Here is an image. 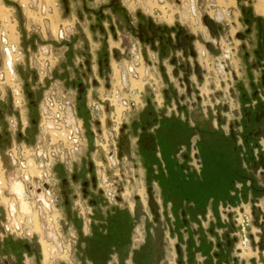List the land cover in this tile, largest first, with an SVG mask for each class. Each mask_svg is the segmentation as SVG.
Instances as JSON below:
<instances>
[{"label": "rangeland", "instance_id": "1", "mask_svg": "<svg viewBox=\"0 0 264 264\" xmlns=\"http://www.w3.org/2000/svg\"><path fill=\"white\" fill-rule=\"evenodd\" d=\"M112 1L0 0V26L3 25L8 30L11 42L19 45L24 55V61L17 62L15 65L18 81L21 84L25 99V104L21 108H17L9 88L11 82L6 73V62L8 59L12 60L13 54L10 53L7 56L0 43V77L2 72L6 73L3 79H0V82L4 83L6 90L4 98H0V116L3 118L0 120V134L3 135V142L0 144V155L4 168L7 170V180L4 183L5 194L8 197L13 192L19 195L20 200H12L11 204H19L22 211L31 214L35 221V230L39 232L40 225L37 217L28 201L22 198V184L14 183L12 179L14 167L6 155V149L11 145L13 139H16L19 143L31 144L37 138L40 107L45 91L51 81L48 79L40 80L36 70L30 67L29 61L39 49L51 45L54 47L55 55L58 57L52 81L63 83L76 94L79 114L84 120L89 140L87 151L73 167V174L76 176L75 180L73 176L69 175L64 166L59 165L55 169L58 181L56 186L57 194L61 201H64L61 206L65 222L67 223L65 229H71L77 236L75 261L78 264H97L88 258L86 249L88 248V238L100 226L101 228L99 229L102 230L107 239L109 238L113 241L110 245L108 258L100 264H112V262H116L114 260L116 256L119 259L116 264H186V244L171 240L170 226L167 224V220L161 210L158 217L149 207V189L153 182L147 174H144V176L140 175L142 172L139 159L135 152H132L129 143L124 148L126 159L121 162V170L119 172L118 170L116 171L118 173L117 183L122 186L117 202L109 201L103 193L96 191L95 188L90 189L96 192L89 194L90 201H95L94 204H89L92 209V222L89 230L86 229L71 200L72 194L84 193L82 181L88 178L89 163L94 153L93 122L87 110V100L97 99L101 96L100 92L107 91L115 75L119 76L117 65L125 59H129L132 44L137 43L144 53L143 47L139 44L134 33L138 23L142 21L140 14L144 15L146 19L150 17L158 20L160 18L158 15L151 14L148 11L144 13L145 11L139 1L115 0L119 3V7L111 6ZM237 1L241 3V0H198L200 9H198L197 17L187 19L179 18L181 9L177 10V7H175V16H173L172 12H167L169 14H166L164 10L163 16L169 18V20L178 19L182 24H189L193 32L205 34V37L200 38L201 41L199 42V50L201 52H206L202 46V41L212 42L216 47L212 54L207 53L208 64L204 67L205 84L198 85V92L201 95H208V99L209 95L212 94L211 87L219 88L218 91L223 90L224 87L231 90L232 84L236 82L235 74L247 73L249 60L246 57V52L250 51L251 53L258 41L256 25L252 29L253 33L250 39L245 43L246 49L243 48L244 43L237 38L239 32L244 33L247 29L244 14ZM245 1L249 4V9H245L252 12L251 5L254 4L255 0ZM45 4L51 6L47 19L40 15L39 10V6ZM152 6L154 7V5ZM157 7L163 9L161 6ZM218 11L224 14L221 20L222 24L219 26V34L212 38L202 19L205 16L217 17ZM254 17L257 16L254 15ZM260 17L264 19L263 16ZM60 25H64L69 30L67 40L61 41L56 38ZM87 60L91 63L92 70L90 72L88 71V66H86ZM200 61H203V58H200ZM217 61L225 62V67L228 68L226 76L221 77L219 75ZM251 61L254 62L252 55ZM134 84L137 85V83ZM207 84L210 86L208 85L207 87ZM214 84L218 85V87ZM81 86L84 87L82 88ZM139 86L142 88V84L139 83ZM235 87L233 85V88ZM82 89H84L83 92H81ZM146 92L152 102L149 110L155 113L159 93H155L151 89L146 90ZM201 104L203 107L204 105L211 106L209 101ZM167 105L161 112L168 113V109L172 106L168 102ZM221 106L219 103L218 105H213L211 107L213 114L209 113L207 118L200 119V117L192 114L190 121L193 122L194 127H202V129H197V131L209 132L208 128L211 122L218 118L222 120L221 124L226 127L227 119L221 113ZM189 109L193 113L195 111L204 112L202 106ZM13 116H16L19 122L22 119L26 127L24 133L16 134L12 138L11 135L7 134L6 118ZM135 117V119L142 121L140 113H137ZM20 128H22L21 125ZM209 138V135H204L203 140L199 144L202 161L206 164L204 177H193L192 180L197 182L195 183L197 187L206 191L208 197L205 203H208L209 196L214 194L217 196L216 204H219L220 198L228 193L230 180L233 175L228 172L227 162L221 157L220 144L215 147V155L210 151L208 147ZM231 165L233 166L232 163ZM64 180H68L69 183L64 184ZM131 185L135 189L131 190V188L128 191V186ZM231 191L234 194V188ZM4 197L2 195L0 199V264H25L26 259L31 264H42L41 246L36 237L19 238L3 234L1 223L4 222V203L7 202ZM231 199L230 196L229 200H224L223 203L227 204L228 201L237 203V201H231ZM244 199L248 200L247 198ZM67 201H70V204H66ZM258 201L256 200V202ZM242 203L243 198L240 196L237 204L227 205L224 208L228 206L237 207ZM224 208L221 209V215H223L222 211ZM228 219L229 221H224L226 226L222 222L219 225V228H223V242L219 243L222 246L223 244L226 246L227 242H230L233 249V226L230 215H228ZM121 227L123 233H116L117 230H121ZM114 236H117V238L119 236L120 238H118L119 240L116 238L118 240L116 243L113 240ZM229 249L231 250L230 247ZM130 256L133 258V263L130 262ZM39 258L40 263L38 262Z\"/></svg>", "mask_w": 264, "mask_h": 264}, {"label": "built area", "instance_id": "2", "mask_svg": "<svg viewBox=\"0 0 264 264\" xmlns=\"http://www.w3.org/2000/svg\"><path fill=\"white\" fill-rule=\"evenodd\" d=\"M139 1L144 13L148 11L159 17H164V10L175 16V7L180 10L179 18L197 17L198 0H126ZM154 5V7L152 6ZM157 6H161L160 9ZM40 15L47 19L51 6L40 5ZM223 10V9H222ZM165 14V15H166ZM213 18V17H212ZM42 28V27H41ZM69 37V30L64 25L59 26L56 38L64 41ZM0 43L3 51L13 53L12 64H6V73L11 84L9 85L15 107L21 108L25 104L22 87L18 81L15 65L24 61V55L19 45L12 43L7 29L0 26ZM58 62L54 47L47 45L37 51L30 59V67L36 70L40 80L48 79L50 85L45 91L40 107L39 133L31 143H19L13 139L6 149V155L14 167L13 181L23 186V197L34 211L40 225V231L35 230V221L31 214L22 211L19 204H11L12 200H20L15 192L9 197L5 194V180L7 170L4 168L0 155V199L4 195L5 217L1 223L3 234L19 238L36 237L42 254V264H78L75 261V245L77 236L69 228L62 212V202L57 194V178L55 169L62 165L75 180L73 167L81 160L89 147L84 120L78 110L76 94L63 83L53 80V71ZM154 60L147 59L137 43L130 48V57L119 63V76L113 78L107 91L97 99L87 102V110L93 122L92 136L94 153L89 163L90 171L87 181H82L84 193L72 194L74 209L82 219L86 229L92 222V209L89 204V194L101 192L109 201H116L122 189L118 183V172L121 162L126 159L124 148L128 143V121L130 114L143 104V94L146 90L158 93L159 76ZM88 71L92 70L89 60L86 61ZM1 73L0 79L6 75ZM134 83H137L135 85ZM139 83L142 84L140 88ZM82 88L84 86H81ZM84 89L81 90L83 92ZM6 93L3 82H0V98ZM3 119L0 116V120ZM7 134L12 138L16 134L24 133L20 128L16 116L7 117ZM3 135L0 134V144ZM123 175V174H122ZM125 176V175H124ZM95 188L96 191L89 192ZM64 180V184H68ZM87 183V185H85ZM84 186V187H83ZM66 204H70L67 201ZM259 213L258 224L253 215V209ZM223 221H229L231 216L234 239V255L240 260L251 258L254 264H264V204H255L246 207L241 204L237 207L228 206L222 211ZM25 264H31L26 259ZM116 264V262H112Z\"/></svg>", "mask_w": 264, "mask_h": 264}, {"label": "flooded vegetation", "instance_id": "3", "mask_svg": "<svg viewBox=\"0 0 264 264\" xmlns=\"http://www.w3.org/2000/svg\"><path fill=\"white\" fill-rule=\"evenodd\" d=\"M111 6L119 7V3L113 0ZM242 13L247 29L244 33L239 32L237 38L244 43L243 48L246 49L245 43L250 39L254 25L257 27L258 36L257 44L252 52H246V57L249 60L247 74L242 73L243 77L241 76V78L239 74H235V88L229 90L224 87L218 93L210 94L209 99L198 92V85L205 84L204 67L208 64L207 53L212 54L216 47L212 42L202 41L206 52L199 50L200 38L205 37L204 33L193 32L189 24H182L178 19L169 20L162 16L158 20L150 17L146 19L141 14L142 21L138 23L134 33L139 44L143 47L145 57L151 58L156 64L159 76L157 104L161 111L166 108L168 102L171 106L175 104L177 111L187 112L190 110L189 108L194 109L197 106H202L207 111L209 110L210 114H213L211 107L219 103L222 105L221 113L227 119L224 114L230 110L231 100L238 101L240 107L235 120L229 122V133L224 137L217 129L209 132L211 134L206 132L210 135L208 147L214 154L215 147L220 144L221 157L227 162L228 172L233 175L230 180V188L240 192L241 198L247 197L251 193L252 204H258L255 198L264 196V57H260L262 38L258 22L261 17H254L252 12L245 8L242 9ZM223 15L221 11H218L217 17L205 16L215 23V31H212L205 23V17L202 19L212 38L219 34ZM251 55L254 62L251 61ZM200 58H203V61H200ZM216 64L219 75L226 76L228 68L225 67V62L217 61ZM246 78L249 81H244ZM214 85L216 86V84ZM208 101L211 106L204 105L203 107L201 103ZM160 113L163 124L168 121L170 116L166 112ZM221 123L220 119L219 124L222 125ZM185 124H190L189 116L185 119ZM195 129L196 127L193 125L191 131L194 132ZM202 140H199L197 146L199 151L192 152L190 149H185L186 152L190 150L191 158L198 161L200 169L203 162L199 144ZM231 156L235 158V164ZM86 181L87 179L84 182ZM87 187V190L91 192L89 182ZM131 188L135 189L133 186ZM150 206L151 210L154 209L157 212L155 204H150ZM158 212L160 213V210Z\"/></svg>", "mask_w": 264, "mask_h": 264}, {"label": "crops", "instance_id": "4", "mask_svg": "<svg viewBox=\"0 0 264 264\" xmlns=\"http://www.w3.org/2000/svg\"><path fill=\"white\" fill-rule=\"evenodd\" d=\"M237 4H240L241 10L249 9V4L245 0H241V3L237 1ZM251 6L253 15L264 17V0H255ZM239 76L241 78L242 74ZM244 81L249 80L246 78ZM233 85L235 86L236 82L232 84V88ZM211 90V95H213V92L218 93L219 88L211 87ZM102 94L100 92V95ZM203 97L207 98L208 95ZM150 105L152 102L145 92L142 106L129 116L128 143L139 159L142 172L140 175L147 174L153 182L151 188L154 189L160 210L170 226V239L182 242V244L184 242L187 246L186 264H254V260L249 257L244 260L236 258L234 248L232 249L229 242L226 244L227 247L219 243L223 242V228H219V225L222 222L226 226L222 219L221 209L227 205L237 204L241 193L234 191L233 194L229 187L228 193L220 198L219 204H216L217 196L214 194H211L208 203H205L208 197L206 191L197 187L195 184L197 182L192 180L193 177H204L206 164L202 161L200 169L198 161L191 158L190 150L199 151L197 148L199 140L216 129L226 137L229 133V122L237 117L240 104L238 101L231 100L230 110L224 114L227 117L226 127L219 124L220 118H218L211 122L207 133L197 131V129H202L198 126L196 131L192 132L194 124L190 121L192 114L200 119L207 118L210 113L207 109H204V112L195 111L193 113L191 110L182 112L175 110L176 105L173 104V107L168 109V116H170L168 121L162 124L158 104L155 113L149 110ZM137 113L141 114L142 121L135 119ZM187 116L190 121L188 125L185 124ZM20 125L22 128L26 127L22 119ZM186 148L190 150L186 152ZM231 157L235 163V158ZM230 196L231 201H237V203L228 201L224 204L223 201L229 200ZM244 198L242 204L246 207L250 206L252 204L251 193ZM256 200H259L258 204H264V196H258ZM114 260L117 262L119 259L116 256ZM38 262L40 263V258ZM130 262L133 263L131 256Z\"/></svg>", "mask_w": 264, "mask_h": 264}, {"label": "trees", "instance_id": "5", "mask_svg": "<svg viewBox=\"0 0 264 264\" xmlns=\"http://www.w3.org/2000/svg\"><path fill=\"white\" fill-rule=\"evenodd\" d=\"M99 228L101 227L99 226ZM99 228H97L94 231V234L88 238V248L86 249L88 258L97 264L103 263L104 260L108 258L110 253V245L113 243L112 240L109 238L107 239L102 230ZM116 233H123L122 227L121 230H117ZM116 238L117 236H114L113 240L115 243L120 239L119 236V239L117 238L118 240Z\"/></svg>", "mask_w": 264, "mask_h": 264}, {"label": "water", "instance_id": "6", "mask_svg": "<svg viewBox=\"0 0 264 264\" xmlns=\"http://www.w3.org/2000/svg\"><path fill=\"white\" fill-rule=\"evenodd\" d=\"M204 21L212 31L216 30L215 23L213 21H211L208 17H205ZM258 22H259V28H260V37L262 38V44H260V57L263 58L264 57V19L259 18ZM85 185H87V183H85ZM253 211H254L253 215L256 218V224H258V219H259L258 210L256 208H254ZM262 229L264 232V224L262 225Z\"/></svg>", "mask_w": 264, "mask_h": 264}, {"label": "bare ground", "instance_id": "7", "mask_svg": "<svg viewBox=\"0 0 264 264\" xmlns=\"http://www.w3.org/2000/svg\"><path fill=\"white\" fill-rule=\"evenodd\" d=\"M10 53H12L11 50L8 51V55H9ZM12 54H13V53H12ZM8 55H7V56H8ZM12 61H13V57H12V60H9V59H8V61L6 62V64H7V63L12 64ZM131 186H133V185H131ZM131 186H128L129 189H131ZM120 187L122 188V186H120ZM134 188H135V187H134ZM131 190H134V189H131ZM149 190H150L149 207H150V209H151L150 204H153V205L155 204V205H156L157 212H155L154 209H153L152 211L154 212L155 215H157V216L159 217V216H160V213L158 212V211L160 210L159 201H158L157 198H156V195H155V193H154V189H153V188H150ZM152 190H153V191H152ZM158 209H159V210H158Z\"/></svg>", "mask_w": 264, "mask_h": 264}]
</instances>
